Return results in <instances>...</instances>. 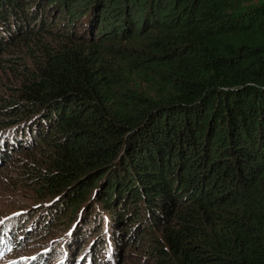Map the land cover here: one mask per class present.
Instances as JSON below:
<instances>
[{
	"label": "trees",
	"instance_id": "obj_1",
	"mask_svg": "<svg viewBox=\"0 0 264 264\" xmlns=\"http://www.w3.org/2000/svg\"><path fill=\"white\" fill-rule=\"evenodd\" d=\"M32 42L40 53L21 54ZM146 43L144 94L105 58ZM0 71L18 84L0 162L44 151L58 194L34 225L70 226L86 203L69 264L98 226L91 195L115 257L124 242L157 264H264V0H0Z\"/></svg>",
	"mask_w": 264,
	"mask_h": 264
},
{
	"label": "rangeland",
	"instance_id": "obj_2",
	"mask_svg": "<svg viewBox=\"0 0 264 264\" xmlns=\"http://www.w3.org/2000/svg\"><path fill=\"white\" fill-rule=\"evenodd\" d=\"M32 44L24 46L20 53L27 57H30V54H39L40 51L35 43ZM19 47L20 45L15 46L11 52L17 51ZM150 50H154V46L150 43L113 48L109 50L110 53H106L105 65L124 71L127 83L145 94L151 90V86L144 80L153 77L152 64L148 62L142 64L148 67L144 70V75L137 73L139 66L133 64L140 63L141 59L145 58V53ZM12 86L18 84L9 74L0 71V104L14 98L15 91L12 90ZM19 149V151L16 149L9 151L11 154L9 160L0 162V264H69L68 248L70 243L74 242L75 236L73 226L79 221L80 211L86 203L80 206L78 216L72 220L70 226L64 223L57 227L55 222H53L54 226L53 224L45 226L48 222L47 217L43 218L41 223L37 222L34 225L36 217L45 215L52 209L54 202L57 203L58 194L51 195V188L48 185L42 186L44 182L41 175L47 170L45 152L27 147H19ZM93 197L94 195H91L89 199L91 205L94 204L95 207L93 214L99 211L101 216L97 228L79 240L72 256L75 259L74 263L157 264L160 258L156 255L157 251L152 250L149 245L141 244L138 248L126 246L122 242L116 249L117 259L113 256L116 241L110 231L113 228L106 223L109 214L101 209L99 203L92 201ZM116 230L124 231L122 227ZM98 236L102 239L96 243V249L91 256L78 257L80 252L85 254L91 248ZM4 237L7 242L11 241V245L3 244ZM125 238L123 237L124 240ZM103 241H107L108 244L101 248ZM44 253H47V256L44 257ZM105 258H109V262L105 263Z\"/></svg>",
	"mask_w": 264,
	"mask_h": 264
}]
</instances>
